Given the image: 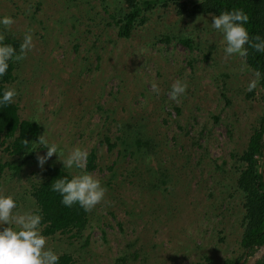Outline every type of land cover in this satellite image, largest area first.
I'll return each instance as SVG.
<instances>
[{
	"label": "rangeland",
	"instance_id": "1",
	"mask_svg": "<svg viewBox=\"0 0 264 264\" xmlns=\"http://www.w3.org/2000/svg\"><path fill=\"white\" fill-rule=\"evenodd\" d=\"M152 3L145 23L123 38L109 17L119 0H0V17L14 21L0 26L3 40L22 41L31 30L32 48L15 70L21 83L9 87L23 89L20 118L35 117L61 159L74 148L94 151L89 172L107 188L82 233L45 236L73 264H210L242 251L230 154L244 148L262 113L256 91L246 97L254 77L241 57L225 58L212 16L178 17ZM184 33L191 48L173 38ZM178 79L187 89L173 101ZM137 136L152 140V155L129 146ZM45 152L0 151L1 163L16 166H4L0 192L16 198L17 212L35 209L29 190L46 167H63L56 154L38 167Z\"/></svg>",
	"mask_w": 264,
	"mask_h": 264
},
{
	"label": "trees",
	"instance_id": "2",
	"mask_svg": "<svg viewBox=\"0 0 264 264\" xmlns=\"http://www.w3.org/2000/svg\"><path fill=\"white\" fill-rule=\"evenodd\" d=\"M120 8L115 14H109L113 23L117 27L116 34L119 37L129 38L136 27H141L146 21V12L151 10L156 0H119ZM163 6L167 4L173 7L174 13L187 18L205 17L219 15L221 11H231L242 9L248 16L246 24L250 38L259 35L264 38V0H160ZM174 36L173 34H170ZM169 35V36H170ZM161 36V38H160ZM159 38L162 40L163 35ZM165 36V35H164ZM168 36V35H166ZM164 37L167 43L169 39ZM179 43L191 48L193 40L187 35L173 37ZM4 43L12 44L19 48L22 42L19 38L7 36ZM242 63L251 75L259 73V81L256 86L247 92L246 97L251 98L254 91L258 94L262 105V113L257 120V124L252 128L244 148L239 153H231L233 159L232 174L234 176L235 188L242 196L241 208L242 217L240 220V247L242 251L235 257H228L221 262H213L208 258L210 264H236L245 254L248 256L264 243V171L261 166V154L263 148L262 133L264 130V52H257L248 48V54L242 58ZM17 62L10 63L8 71L0 77V90L9 88L13 82H19V75L15 72ZM14 84V83H13ZM23 89L19 90L13 102L6 107H0V151L7 153L11 157H28L36 150H32V142L41 135L42 126L39 121L31 116L28 119L19 116V101ZM176 111L178 107L174 106ZM130 124L124 123L122 126ZM119 141L129 144L125 137ZM112 144H109L111 147ZM129 146L138 150L144 157L154 153L152 140L141 139L137 136L134 143ZM122 155H124L122 153ZM95 152L90 150L86 161V170L90 171L96 167ZM14 161V159H13ZM5 165L16 166L12 160L0 162V176ZM17 173V172H15ZM69 172L62 166L51 165L46 167L39 181L34 183L29 190V194L34 198L35 209H39L42 214V234L50 237L56 233L59 235L69 234L70 237L79 235L84 231L88 223L89 212H85L78 205L65 207L60 203L61 197L51 190V184L56 179L68 175ZM166 175L162 173L160 186L165 187ZM159 182H157L158 184ZM153 184L152 188H157ZM57 264H73L74 259L69 253H62ZM124 259V258H123ZM197 264V263H194ZM256 264H264V257Z\"/></svg>",
	"mask_w": 264,
	"mask_h": 264
},
{
	"label": "clouds",
	"instance_id": "3",
	"mask_svg": "<svg viewBox=\"0 0 264 264\" xmlns=\"http://www.w3.org/2000/svg\"><path fill=\"white\" fill-rule=\"evenodd\" d=\"M247 22L248 16L242 9L221 11L219 15L212 16L210 26L222 36L225 58L234 55L246 57L249 47L257 52H264V38L259 35L250 38L246 28ZM13 23L11 17H0V26L5 29ZM31 48V30L24 34L18 49L12 44L4 43L3 37L0 36V77L8 71L10 63L23 60ZM254 76L255 79L249 82L247 91H251L259 81V73H254ZM151 87L153 92H158L155 83ZM186 89L187 84L178 79L171 84L168 95L170 99L176 101ZM17 94L15 88L0 90V107L11 104ZM38 147L46 149L44 155L37 156L38 167L42 168L48 159L56 154L63 168L77 170L75 173L70 172L56 179L51 184V190L60 195V203L63 206L78 205L85 212H89L104 200L107 188L100 178L85 170L88 157L86 150L74 148L64 159H61L59 146L48 142L44 133L32 142V150L29 152ZM16 207L17 200L12 194L0 192V264H57L59 256L46 246L47 237L42 234L40 210L17 212ZM245 256L247 257L246 254ZM262 257H264V247L256 251L251 261L255 262Z\"/></svg>",
	"mask_w": 264,
	"mask_h": 264
},
{
	"label": "water",
	"instance_id": "4",
	"mask_svg": "<svg viewBox=\"0 0 264 264\" xmlns=\"http://www.w3.org/2000/svg\"><path fill=\"white\" fill-rule=\"evenodd\" d=\"M262 138H263V148H262V154H261V168L262 170L264 171V131H263V135H262ZM261 247H264V243H262L261 245H259L255 250L254 252H252L249 256H245L243 258H241L236 264H249V261L252 260V257L255 255L256 251L261 248ZM263 258V257H262ZM260 258V259H262ZM260 259H257L255 262L254 261H251L250 264H256Z\"/></svg>",
	"mask_w": 264,
	"mask_h": 264
},
{
	"label": "flooded vegetation",
	"instance_id": "5",
	"mask_svg": "<svg viewBox=\"0 0 264 264\" xmlns=\"http://www.w3.org/2000/svg\"><path fill=\"white\" fill-rule=\"evenodd\" d=\"M264 131V130H263ZM262 135H263V133H262ZM261 138H262V136H261ZM262 142H263V138H262Z\"/></svg>",
	"mask_w": 264,
	"mask_h": 264
}]
</instances>
